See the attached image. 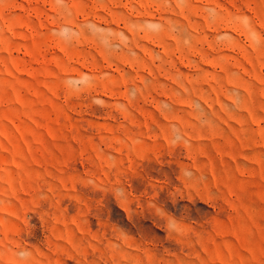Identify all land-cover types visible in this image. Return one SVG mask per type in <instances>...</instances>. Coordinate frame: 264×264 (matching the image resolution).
Segmentation results:
<instances>
[{"label": "rangeland", "instance_id": "374dc122", "mask_svg": "<svg viewBox=\"0 0 264 264\" xmlns=\"http://www.w3.org/2000/svg\"><path fill=\"white\" fill-rule=\"evenodd\" d=\"M0 264H264V0H0Z\"/></svg>", "mask_w": 264, "mask_h": 264}]
</instances>
